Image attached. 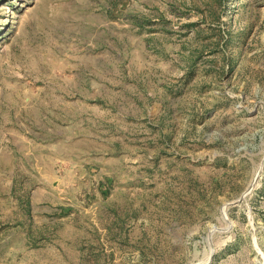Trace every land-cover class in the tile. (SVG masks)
I'll list each match as a JSON object with an SVG mask.
<instances>
[{"label": "rangeland", "instance_id": "374dc122", "mask_svg": "<svg viewBox=\"0 0 264 264\" xmlns=\"http://www.w3.org/2000/svg\"><path fill=\"white\" fill-rule=\"evenodd\" d=\"M0 264H264V0H0Z\"/></svg>", "mask_w": 264, "mask_h": 264}, {"label": "water", "instance_id": "95a60500", "mask_svg": "<svg viewBox=\"0 0 264 264\" xmlns=\"http://www.w3.org/2000/svg\"><path fill=\"white\" fill-rule=\"evenodd\" d=\"M242 199H243V197L240 198V200H242ZM211 257H212V252H211V255L209 257V260L211 259Z\"/></svg>", "mask_w": 264, "mask_h": 264}]
</instances>
